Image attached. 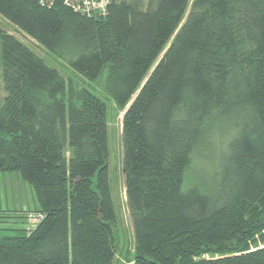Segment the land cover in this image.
<instances>
[{
	"label": "trees",
	"instance_id": "obj_1",
	"mask_svg": "<svg viewBox=\"0 0 264 264\" xmlns=\"http://www.w3.org/2000/svg\"><path fill=\"white\" fill-rule=\"evenodd\" d=\"M0 17L27 40L0 26V173L37 200L0 210V264H116L105 98L124 111L126 264H264L250 250L264 236V0H112L92 16L0 0ZM29 212L42 217L13 227Z\"/></svg>",
	"mask_w": 264,
	"mask_h": 264
},
{
	"label": "rangeland",
	"instance_id": "obj_2",
	"mask_svg": "<svg viewBox=\"0 0 264 264\" xmlns=\"http://www.w3.org/2000/svg\"><path fill=\"white\" fill-rule=\"evenodd\" d=\"M0 26L7 32L14 36L27 41L23 38L22 34L15 30V28L7 23L3 18L0 17ZM33 43V41H32ZM43 57H45L52 64H55L59 69L66 75L71 77L73 80H77V76L66 67L64 60H58L41 49H37ZM69 53V51H68ZM88 87L96 94L105 97L103 93L99 91V82L87 84ZM5 92L2 86L1 80V68H0V105L3 102ZM106 99L107 104V123L109 126V141H110V153H109V168L112 174L113 182V193L116 201V208L118 212V223L115 228V236L117 242V261L116 264H126L127 260L132 258L134 250V241L132 227L130 223L129 212L126 205L124 179L122 172V152H121V129H122V118L124 111L119 110L109 100ZM223 144V141L220 142ZM221 144L217 143L216 148ZM217 156L214 152H206L203 155H199L194 159V165L191 166L193 171H188L185 178L186 185L194 182V177L201 174H210L211 170H215ZM193 173V174H192ZM3 174L8 182L3 185L2 177ZM192 174V175H191ZM192 176V177H191ZM18 178V179H17ZM37 207V200L34 194L33 188L16 172H5L0 173V210H21V209H34ZM18 214V213H16ZM23 223L18 221L13 227H24L29 224L26 222V218L23 217ZM264 247V236L254 242L250 246V250H256ZM206 254L205 257H208ZM132 264V263H130Z\"/></svg>",
	"mask_w": 264,
	"mask_h": 264
},
{
	"label": "built area",
	"instance_id": "obj_3",
	"mask_svg": "<svg viewBox=\"0 0 264 264\" xmlns=\"http://www.w3.org/2000/svg\"><path fill=\"white\" fill-rule=\"evenodd\" d=\"M39 5L51 7L56 2H61L64 6L86 16L104 15L108 5L112 0H35ZM42 217L41 214L29 212L26 214V222L31 228Z\"/></svg>",
	"mask_w": 264,
	"mask_h": 264
},
{
	"label": "crops",
	"instance_id": "obj_4",
	"mask_svg": "<svg viewBox=\"0 0 264 264\" xmlns=\"http://www.w3.org/2000/svg\"><path fill=\"white\" fill-rule=\"evenodd\" d=\"M18 179V178H17ZM9 180H7L6 178H5V176H4V174H3V177H2V182H3V185L6 183V182H8Z\"/></svg>",
	"mask_w": 264,
	"mask_h": 264
}]
</instances>
